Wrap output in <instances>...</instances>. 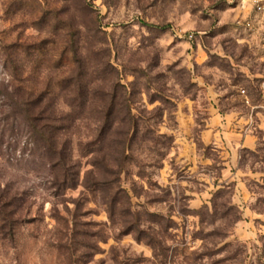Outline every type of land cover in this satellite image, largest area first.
I'll use <instances>...</instances> for the list:
<instances>
[{
    "label": "rangeland",
    "instance_id": "obj_1",
    "mask_svg": "<svg viewBox=\"0 0 264 264\" xmlns=\"http://www.w3.org/2000/svg\"><path fill=\"white\" fill-rule=\"evenodd\" d=\"M243 1L0 0V264H264V22L240 28ZM15 89L84 110L57 131L71 186Z\"/></svg>",
    "mask_w": 264,
    "mask_h": 264
},
{
    "label": "trees",
    "instance_id": "obj_2",
    "mask_svg": "<svg viewBox=\"0 0 264 264\" xmlns=\"http://www.w3.org/2000/svg\"><path fill=\"white\" fill-rule=\"evenodd\" d=\"M30 96L18 89H15L12 95H10L12 102L10 108H12L13 120L19 119L21 122H24L30 128V137L34 141H38V143H43L48 153H50L53 184L57 185L58 189L66 188L67 184L71 186L73 180L70 178L69 172L72 166H69V160L66 159L64 149H62L64 144H61V147L58 142L59 135H57V131L63 128L67 130L73 123L84 118V110L79 112L70 111L66 115L56 114L57 112L52 106L45 105L47 103H45V98H43L42 94L35 97L33 95L31 98ZM80 97V103L83 106L91 102L92 97L89 94L81 95ZM101 99L103 104L108 103V107L104 106L101 110H97L95 115L96 121L99 123L100 137H104L107 131L112 130L115 117L118 116V113L110 109V103L114 101L112 93L104 94ZM68 107L71 109V106ZM59 175H62L63 180L58 183L57 178H59ZM1 205L2 210L0 211V215L3 216V221L11 223L15 213L12 209H16L17 206H13L11 199L2 202Z\"/></svg>",
    "mask_w": 264,
    "mask_h": 264
},
{
    "label": "built area",
    "instance_id": "obj_3",
    "mask_svg": "<svg viewBox=\"0 0 264 264\" xmlns=\"http://www.w3.org/2000/svg\"><path fill=\"white\" fill-rule=\"evenodd\" d=\"M242 9L246 12V17L237 21L240 28L251 30L252 24L264 22V0H245L242 2Z\"/></svg>",
    "mask_w": 264,
    "mask_h": 264
}]
</instances>
